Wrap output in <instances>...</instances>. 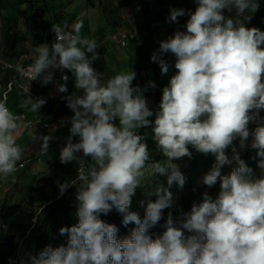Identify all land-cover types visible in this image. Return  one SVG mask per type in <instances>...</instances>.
<instances>
[{
    "label": "clouds",
    "instance_id": "9594fccd",
    "mask_svg": "<svg viewBox=\"0 0 264 264\" xmlns=\"http://www.w3.org/2000/svg\"><path fill=\"white\" fill-rule=\"evenodd\" d=\"M193 3L194 11L169 9V24L188 17L185 30H176L160 41L159 55L151 56L163 75L170 68L163 56L172 54L176 70L162 89L155 113L144 96L148 88L157 87L154 82L149 81L143 89L133 87V70L105 79L104 73L93 67V62L101 59V45L82 37V20L71 30L66 24H52L55 41L35 47L29 67L15 65L20 76L40 79L42 85L53 81L56 70L60 74L67 70L80 93L62 97L73 115L65 118L71 125L67 142L60 153L56 151L61 164L79 160L76 178L58 185L60 195L77 186V223L59 229V235L67 238L66 245H46L38 254H28V264H264V31L246 26L260 4L258 0ZM155 6L167 7L163 0ZM134 26L139 29L137 36L143 33L138 24ZM61 80L64 83L58 84V91L67 93L69 76L61 74ZM6 101L5 93L0 100V177L11 180L12 173L24 171L26 163H39L40 157L38 160L33 145V160L21 161L23 149L16 136L27 125ZM26 103L37 112L46 101L29 97ZM251 123L257 124L252 132ZM149 128L164 161L150 163L148 143L140 131ZM54 136L36 137L44 161L48 151L54 150ZM250 136L260 178H254L253 169L236 147H232L231 158L226 154L237 138L239 147L246 148ZM73 137L79 141L73 143ZM189 146L214 156L200 182L208 188L216 185L218 191L203 193L201 202H193L189 212L181 211L175 219L169 211L161 225L164 231L153 239L149 230L161 221L163 210L173 206L169 189L174 183L181 189L185 185L186 178L173 161L191 159ZM233 162L230 171L227 165ZM149 169L153 176L166 177L168 187H156L157 199L147 203L141 219L129 209ZM140 206L144 207L143 201ZM113 209L123 215L124 226L135 225L123 239H117L114 224L100 219ZM185 230L190 234L187 237Z\"/></svg>",
    "mask_w": 264,
    "mask_h": 264
},
{
    "label": "rangeland",
    "instance_id": "374dc122",
    "mask_svg": "<svg viewBox=\"0 0 264 264\" xmlns=\"http://www.w3.org/2000/svg\"><path fill=\"white\" fill-rule=\"evenodd\" d=\"M31 1L36 4L37 9L44 8V5L48 1H50V3L53 4L50 8H48L51 10L52 16L50 14L46 13V11H44V14H43L41 24L46 26V27L48 25H50L51 22H53V20H56L59 22L66 20V22H64V23L65 24L71 23V27H72V23L75 19L82 20L84 18L85 20H88L89 23L92 22L91 19H95V23L100 24V30H99L98 34L99 33L101 35L105 34V39H104L105 41L103 43L104 49H105V47H107V48H110L111 50H114L115 53L113 54V58H114L115 54H117L118 55V61L111 60L109 65L106 62L99 61L98 64L94 66V68L98 72L104 73L105 79L110 77V76L115 75L117 72L118 73L121 72L123 63H125V54H126V51L129 50V48L125 51L121 47H118L111 42L110 38H111L112 34L109 35L110 30H107V29H110L111 21L109 20V23H107L105 18L113 19L112 11L110 9H107L106 11L102 12V10L100 9V5H103L104 7H106L110 3H114L117 0H92L90 2H88V0H31ZM167 1H168V4L166 3V1L164 2V6L165 7L167 6L166 9H161V8H157L155 5H149L148 2L146 4H144L141 2V0L139 2L134 1V0H128V3L126 0V4H124V5H127V4L130 5L128 8V11L132 7L136 6L137 4L139 6V7L137 6L139 10L142 8L143 5H145V6H147L146 14H145V16H143L142 14H138V12H137L136 14H134L133 19L131 18V20L130 19L125 20V22L123 21L124 23L123 22L117 23V26L114 25V27H116V29L118 30V33H120V32L131 31L133 28V23L138 24V26L140 27L141 30L143 29L142 27L144 26V24L153 25V23H154V25H156L157 28H154L153 26L151 27L153 29L150 28V32L154 35H160V34H165V33H166V35H168L169 33L171 35H173L176 30H185L183 26L186 24L188 17L187 16L179 17L178 18L179 24H169L167 22V17L169 15V9L170 8H177V9L183 8L185 10L194 11L195 7H196L195 3H193V0H167ZM120 2L125 3V0H120ZM152 2H154V0H151V4H152ZM258 2H261L262 4H264V0H258ZM88 3H92L94 5V8H91V6ZM11 4H13V5L18 4L19 5V0H0V11H3L6 16H10L9 7ZM168 5H169V7H168ZM27 6H28V4H27ZM91 11L94 13V15H95L94 17L88 15V13H91ZM15 13L17 14L18 11L16 10ZM120 13L122 14L121 8H120ZM225 15L234 16L235 12H233L231 14L225 12ZM61 24H63V23H61ZM145 33L149 34V31L147 30ZM81 35H82V37L89 38V34H88L86 28L81 29ZM50 36L52 39V31H50ZM89 39H95L97 41V43H99V40H97L95 37L89 38ZM111 47H114L115 49H113ZM139 50L140 51L137 54L138 57H136V59H134L133 71L136 73V71H137L136 68H137L143 77L145 75L147 76L146 78L149 81H152L154 83L162 81L163 83H165L161 87V91H162L163 87L167 86L168 81L176 72V70L174 68L175 57L170 53L164 54L163 58L169 62L170 68H169V71L167 74L162 75L158 63L152 62L150 59V56H152L153 53H156L159 55V51H157V49H153L150 51L146 50L147 53H145V51L142 47H139ZM137 51H138V49H137ZM99 53H100V51H99ZM148 67H150L149 70H148ZM125 68L128 69L127 66H125ZM61 74L69 76V80L67 81V84H66V86L68 88V92L64 93V97L72 95L73 93L80 94L75 89L74 77L72 76V74L70 72H67V70H65L64 73H61ZM135 80L139 81L137 78V73H136V79ZM62 83H64L63 80H62ZM151 90L156 91L157 87L155 89H151ZM146 94H147V92L145 91L144 92L145 98L147 96ZM45 98L47 100L46 96H45ZM48 98H50V101L54 107L59 105L61 102V100H59V101L54 100L51 97V95L48 96ZM9 100H10V103L13 105L20 103V99L18 97H15V93H13L9 96ZM62 102L67 103V100L63 99ZM148 106H149L150 110H152L155 113V111L158 110L159 104L156 102L154 103L153 99H151V97H150V102L148 103ZM30 109L31 108H26L24 110L15 111L14 109L11 108V110L14 112H19L21 114H25L26 116H28V119H32V120L37 119L40 121L45 120L44 117L40 116V115L42 113H45V111L47 109L46 106H43L40 109L41 111L38 110L37 112H33ZM261 116H264V112H261ZM151 119H154V117ZM116 123L118 124V121H116ZM53 131H54L53 134H55L53 144L59 143V144L65 145L67 142V139L70 135L69 129L65 128L64 124H62V123L54 122ZM140 131H145V132H147V134L150 137H152L150 128L149 129H141ZM44 135H47V134H44ZM26 137H27V139H30L32 141V143L35 147H37L35 131H32V130L27 131ZM78 141H79L78 137H73V143L78 142ZM239 143H240V140H239V138H237L233 142V145L227 149L226 154H228L229 158H231V156L233 155L232 147L233 146L236 147L237 151L239 152L240 156L243 157V160H245L246 164L253 169V175L255 177L258 174L255 171L258 168L257 167L258 162L251 157V154L248 151L241 149L239 147ZM190 150H194V154L192 155L191 159H189L188 157H183L179 160L173 161V163H176L178 165L180 171L182 172V174L186 178L184 187L181 189L178 185H176L174 183L172 185L173 187H171L169 189L173 194V204H177L176 201H179L180 194H182L184 196L183 199L181 200L182 203L184 204L181 211H183L185 213L190 211L193 202L199 203L202 201V197L192 198L196 195L197 190H199V189L204 190L205 189V191L207 193H209V192L216 193L218 191V188L216 187V185L213 186L212 188H208L207 186L203 185L200 182L202 175L200 178H198V175H197V171L200 169V167L202 168V170H204L203 175L209 170L208 166L210 164V160L212 159V157L214 158V156H212L211 154H209V155L200 154V153L196 152L195 149H193L191 146H189V151ZM38 153H40V145L38 148V152L36 154L37 157H38ZM39 157H40L39 163H36V162H34L33 164L26 163V167L30 165L29 170L33 174V175H31L33 178L32 182H31V178H30V180L28 181V184L26 186H24V184H21L20 188H16V184L18 182L15 179L10 181L9 177H7L6 179L3 177H0V187H2L5 183V185L2 188H0V198L1 199L15 198V196H18L17 199H15V200L19 201L20 199L21 200L27 199V200H30L32 202V204H34V200L40 199V197H37L36 199H32L34 193L36 195H39V194L44 193L45 191L52 192L53 189H55L56 192L52 195V197L54 198L55 195L59 191L58 185L60 183H65L67 181H71V180L75 179V175H73V171L71 168V165L74 163V161L72 163H69L66 165L61 164L59 161V156H57V152L55 150L48 151V157H50V158H48L45 161L43 160L44 156H39ZM55 158H57V159L55 160ZM161 158L162 159L160 161H164L166 159L164 156ZM23 160L25 161V157L22 155L21 161H23ZM21 161H19L17 163V165ZM214 161H215V158H214ZM185 165H187L188 172H187ZM234 166H235L234 162H233V165H227V167L229 168L230 171H231L232 167H234ZM29 170H27L26 172H29ZM202 170H200V171L202 172ZM21 171H23V169L18 170V172L16 174L12 173L11 174V175H13L12 178L20 175ZM147 171H148V174L146 175V177L144 179V184H143L144 187H140L136 190V194L132 198V203H131L130 207L139 208L140 202L144 200L143 195L148 194V192H150L152 190H154V192H155V189L157 186L162 184L164 187H168L166 177L159 176V175L153 176L151 174L150 169ZM260 175H261V173H260ZM189 181H191L192 184H190ZM191 185H193V186H191ZM72 188H75V192L71 196V199H73L74 204H75L74 209H73V214L75 215L76 204H77V202L75 200V194L77 191V186L70 187L67 190L72 189ZM142 190H144V191H142ZM65 192H64V194H65ZM212 197H213V195H212ZM189 200L191 202H189ZM20 222L26 223L27 220L25 218H21ZM5 232L6 233H13L17 237H20L23 235V232L21 231V227H19L18 225L6 226ZM24 253L34 255V250L33 249L30 251L25 250ZM22 260L25 262V264H28V255L22 256V258L15 261L14 264H21Z\"/></svg>",
    "mask_w": 264,
    "mask_h": 264
},
{
    "label": "crops",
    "instance_id": "0c3cea01",
    "mask_svg": "<svg viewBox=\"0 0 264 264\" xmlns=\"http://www.w3.org/2000/svg\"><path fill=\"white\" fill-rule=\"evenodd\" d=\"M142 3L146 4V0H141ZM128 3V0H127ZM28 4V6H27ZM125 3L120 2V0H117L114 3H110L106 7L103 5H100V9L102 12L106 11L107 9H110L112 11L113 19L105 18L107 23H110V30L109 35L111 36V42L116 45L113 36L118 33V30L114 25L117 26V23H122L125 20H131V18H134V14L138 12V14H142L145 16L147 6L143 5L142 8L138 9V4L134 7H132L129 11L128 8L130 5H124ZM260 9L258 12L254 14V18L246 25L247 27H256L259 28L261 31H264V4L259 2ZM53 4L48 1L44 8L37 9L36 4L33 3L31 0H19L18 4H11L9 7L10 16H6L3 11H0V61L1 62H9L12 63L15 67L16 64H21L23 67H27L30 65L34 60V52L33 49L40 44L47 43L50 45L51 36H50V29L52 24L57 23L61 26L65 25L64 22L66 20H63L61 22L53 20L50 25L47 27L42 25V18L44 11L46 13L50 14L52 16L51 10L48 9ZM138 6V7H137ZM91 8H94V5L91 6ZM120 8L122 9V14L120 13ZM18 11L16 14L15 11ZM25 10V11H24ZM88 15L94 17V13L91 11V13H88ZM92 22L89 23L88 20L82 19L83 21V28L87 29V32L89 34V38L95 37L97 40H99V43L101 47L98 49V52L100 51L101 59L98 61L93 62V67L98 64L99 61L106 62L108 65L110 64L111 60L118 61V55L115 54L113 58V54L115 53L114 50H111L110 48L103 47L105 34L101 35L98 34L100 30V24L95 23V19H91ZM148 20V19H147ZM77 22V19H75L72 23V25ZM123 22V23H124ZM63 23V24H61ZM69 26L68 30H71V23L66 24ZM157 28L156 25H149L144 24L143 33L139 34L136 38V40H132L127 44L126 47H121L125 51L129 48L128 51H126L125 54V63H123L121 72H129L132 71L134 68V59H136L137 54L139 53V47H142L147 53L146 50L150 51L153 49H157L159 51V42L162 40H166L171 34L168 35L160 34V35H154L150 32L151 27ZM153 29V28H151ZM149 31V35H144V31ZM103 32V31H102ZM118 46V45H116ZM119 47V46H118ZM115 49L114 47H111ZM138 49V51H137ZM91 54H89L90 57ZM23 58V59H22ZM104 58V59H103ZM151 59V56H150ZM8 60V61H7ZM125 66L128 67V69L125 68ZM150 67H148V70ZM1 70V69H0ZM137 78L139 81L134 80L133 81V87L136 86L138 83L147 80L146 75L143 77L140 74V71L136 68ZM147 70V71H148ZM146 71V72H147ZM145 72V73H146ZM118 73V72H117ZM116 73V74H117ZM18 75V73L15 71V69L7 70L5 72H0V92L5 90L6 84L8 83V80L10 78H14ZM107 79V78H106ZM159 81V80H158ZM25 85L27 87V91L22 94H15V97H18L20 99L19 104H11L10 100H8L9 107L14 109L15 111L24 110L26 108H31L30 103H26L29 97L33 99L37 98H43L46 101V104L44 106L47 107L45 113H42L40 116H43L45 121H48V112L47 110L52 108L55 109V107L52 105L50 98L48 96L51 95V83L47 85H42V80L38 79L35 81H31L30 79L26 78L24 80ZM47 97V100L45 98ZM146 100L149 103L150 102V96H146ZM39 111H41L39 109ZM27 131L23 128L20 129L19 134L16 136V142L19 144L23 149V156L25 157V161H32V147L33 143L30 139H27L26 137ZM27 140V141H26ZM192 152V155L194 154V150H190ZM251 154V157H255V152H249ZM228 155V154H227ZM243 159V157H241ZM258 162V158L255 159ZM24 161V160H23ZM187 169V165H185ZM255 169V168H254ZM258 174L254 178H260L261 170L257 168L255 170ZM188 172V169H187ZM142 186L144 187V180L141 182ZM173 187V186H172ZM144 191V190H142ZM215 194V193H213Z\"/></svg>",
    "mask_w": 264,
    "mask_h": 264
},
{
    "label": "trees",
    "instance_id": "16d2710c",
    "mask_svg": "<svg viewBox=\"0 0 264 264\" xmlns=\"http://www.w3.org/2000/svg\"><path fill=\"white\" fill-rule=\"evenodd\" d=\"M92 0H88L90 2ZM149 5L151 4V0H146ZM156 4L161 3V0H154ZM164 2L166 0H163ZM90 6H93L92 3H88ZM0 71H7L11 69L4 70L3 67L0 65ZM9 83V80H8ZM8 83L6 84L5 90L0 92V99L3 95V93L7 90ZM149 81L144 80L140 83H138L136 86H140L141 88H144L145 85H147ZM157 90L152 91V88L147 89V96H150L151 99H153L154 103H160L162 98V91L161 87L165 84L162 81L156 82ZM134 86V87H136ZM63 101V100H62ZM60 102L59 105L55 107V109H48V121H50L52 124L54 122L62 123L64 124L65 128L69 129L71 127L70 123L67 122L65 118H70L73 113L71 110L66 106V102ZM141 134L146 137V141L148 143L149 153H150V163L160 161L162 153H159L156 150L155 144L153 142V138L150 137L147 132L141 131ZM58 156V153H57ZM78 156L81 157L80 154ZM50 158L47 157L46 160ZM57 158H55L56 160ZM214 162V158L210 160V164ZM79 164L78 161H74V163L71 165L73 175H75V178L77 176L76 167ZM209 164V166H210ZM208 166V167H209ZM52 167V166H51ZM30 165L27 166L23 172H21L20 175L17 177L15 176L13 179H15L18 183L16 184V188H20L21 184H24L26 186L28 184V181L31 178V182L33 180L32 173L30 172ZM29 170V172H26ZM202 168L197 171L198 178L203 176L204 170L202 172L200 171ZM11 179L10 181H12ZM190 184H192L191 181H189ZM5 185V183H4ZM3 185V186H4ZM2 186V187H3ZM193 186V185H191ZM0 187V188H2ZM150 187V186H149ZM56 192L55 189H53L52 192L45 191L42 194L36 195L34 193L32 199H36L37 197H40L39 200H34V204L30 200L23 199V200H15L18 196H15V198H0V264H14L15 261L22 258V256L28 255L27 253H24L25 250L30 251L34 250V255L38 254L46 245H51L52 247H58L60 245H66L67 238L65 236L59 235V229L64 226H72L73 224L77 223V219L75 215L73 214L74 209V201L71 199L72 194L75 192V188L69 189L65 192L64 195H60L59 191L53 198L52 195ZM196 192V191H195ZM205 189H199L196 192V195L192 198H199L202 197L203 193H205ZM209 195L213 194V192H209ZM146 195V196H145ZM144 207L139 208H133L130 207V211L137 212L141 219L144 217L145 208L147 206L148 202H155L157 199V196L155 195L154 190L148 192V194H144ZM183 195L180 194L179 201H176L177 204H173L172 208L165 209L162 212V219L161 221L151 228L149 230V235L153 237V239L156 238L157 235L161 234L164 229L161 227L166 221L168 212L171 211L173 213L174 219L178 217V215L181 212V209L183 208L184 204L182 203ZM31 199V200H32ZM189 202H191L189 200ZM21 218H25L27 220L26 223L20 222ZM100 219L105 221L109 224H114L118 228L117 233V239H123L127 237L130 234V231L132 228L135 227L134 224H129L127 226H124L122 223L123 215L118 213L115 209H113L111 212H109L107 215H101ZM18 225L21 227V231L23 232V235L20 237H17L13 233H6L5 227L6 226H15ZM190 235L185 230V236L187 237Z\"/></svg>",
    "mask_w": 264,
    "mask_h": 264
},
{
    "label": "built area",
    "instance_id": "2783aa9c",
    "mask_svg": "<svg viewBox=\"0 0 264 264\" xmlns=\"http://www.w3.org/2000/svg\"><path fill=\"white\" fill-rule=\"evenodd\" d=\"M152 4L156 5V2L154 1V2H152ZM138 32H139L138 27L134 26L132 31L126 32V33L125 32L118 33L113 38H114L116 44L119 47H126L127 42L130 41L131 39H133L134 37H136ZM54 41H55V35L52 32L51 43H53ZM9 64L13 65L12 63H9V62H1L0 61V65L3 67L4 70H6V69H11V70L15 69L14 65H13L12 68L7 67V65H9ZM29 66L30 65H28L27 67H29ZM27 67H25V68H27ZM26 78L27 77L20 76V74L18 73V75L16 77L9 79L7 90L3 93V95H2L0 100L4 99V96H5V93H6L7 94V101L6 102H7L8 108L10 110H11V108L9 107V104H8L9 96L11 94H13V93L22 94V93H25L27 91V87H26L25 82H24V80ZM61 83H62L61 74H60L59 70H56L55 71V75H54V79L51 82V86H52V88H51V97L54 100H58V101L62 100V97H63L64 93H60L58 91V84H61ZM9 85H11V87H9ZM12 112L14 114L20 115L22 117V119H23L24 124L27 125V127H22V128L25 129L26 131H29V130L35 131L36 137L40 136V135H44V134H47V135L50 136V134L53 133V128H52V124L51 123H48L46 121H40V120H37V119H35V120L28 119V116H26L25 114H21L19 112H14V111H12ZM256 126H257L256 123H251L249 125V131L250 132L254 131ZM251 142H252V137L250 136L249 140L246 142L247 147L244 148V150H246L248 152H255V150L251 149V147H250ZM36 144H37L36 150L38 152L40 141L36 140ZM64 146H65L64 144L57 143V144H54V148L53 149L60 153V150ZM39 156H41L40 153H38V157H37L38 160H39ZM21 167H23V166H21ZM78 167H79V164L76 167V172L78 170ZM222 174L224 175L223 172H222Z\"/></svg>",
    "mask_w": 264,
    "mask_h": 264
},
{
    "label": "bare ground",
    "instance_id": "6f19581e",
    "mask_svg": "<svg viewBox=\"0 0 264 264\" xmlns=\"http://www.w3.org/2000/svg\"><path fill=\"white\" fill-rule=\"evenodd\" d=\"M8 61V60H7Z\"/></svg>",
    "mask_w": 264,
    "mask_h": 264
}]
</instances>
